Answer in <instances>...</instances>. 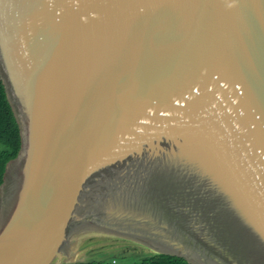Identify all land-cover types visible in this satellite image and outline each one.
<instances>
[{"label":"water","instance_id":"1","mask_svg":"<svg viewBox=\"0 0 264 264\" xmlns=\"http://www.w3.org/2000/svg\"><path fill=\"white\" fill-rule=\"evenodd\" d=\"M0 78V264H264V0H0Z\"/></svg>","mask_w":264,"mask_h":264},{"label":"trees","instance_id":"2","mask_svg":"<svg viewBox=\"0 0 264 264\" xmlns=\"http://www.w3.org/2000/svg\"><path fill=\"white\" fill-rule=\"evenodd\" d=\"M21 148L20 129L4 84L0 78V185L7 163L15 158ZM149 264H191L185 258L176 255L157 253L146 260ZM74 264H101L95 261H80Z\"/></svg>","mask_w":264,"mask_h":264},{"label":"rangeland","instance_id":"3","mask_svg":"<svg viewBox=\"0 0 264 264\" xmlns=\"http://www.w3.org/2000/svg\"><path fill=\"white\" fill-rule=\"evenodd\" d=\"M156 250L131 239L110 237L96 240L79 249L74 262L95 261L101 264H149L146 262Z\"/></svg>","mask_w":264,"mask_h":264},{"label":"bare ground","instance_id":"4","mask_svg":"<svg viewBox=\"0 0 264 264\" xmlns=\"http://www.w3.org/2000/svg\"><path fill=\"white\" fill-rule=\"evenodd\" d=\"M122 238H124V239H131V240H134V241L140 242V243H142V244H144V245H146V246H148V247H150V248L156 250L157 252H160V251H162V250H166V249L161 248V247L150 246V245H148V244H146V243H144V242H142V241H140V240H138V239H136V238H125V237H122ZM159 250H160V251H159ZM77 251H78V250L73 251V252H71L69 255H67V257L69 258V260L74 261V260L76 259V257H77V256H76Z\"/></svg>","mask_w":264,"mask_h":264}]
</instances>
